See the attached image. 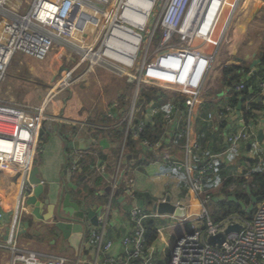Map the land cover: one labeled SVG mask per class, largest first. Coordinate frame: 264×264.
Segmentation results:
<instances>
[{"label": "built area", "instance_id": "1", "mask_svg": "<svg viewBox=\"0 0 264 264\" xmlns=\"http://www.w3.org/2000/svg\"><path fill=\"white\" fill-rule=\"evenodd\" d=\"M215 1L33 0L26 15L12 17V13L8 16L9 24L5 23L2 28L0 84L5 80L6 71L18 53L45 62L56 47L71 50L80 58V64H86L84 73L74 82L72 75H67L61 81L62 86L55 90L70 87L96 68L123 75L129 84H135L130 102L132 104L124 118L123 148L130 135L146 149L158 146L141 139L144 129L141 122H153L158 117L164 119V130L166 136H169L166 141L158 143H185L184 161L166 158L167 164L186 173L188 189L200 201L202 215H186L181 219L134 208L130 218L132 234L122 239L121 254L104 259L105 264H136L139 261L140 264H157L155 246L145 250L143 248V225L148 220L163 219H171L184 227L175 250L169 255L168 264H264V199L256 205L251 221L231 217L215 224L208 210L213 199L207 194L205 183L208 172L216 168L218 161L240 154L248 141L254 142L245 156L251 160L257 157L262 159L264 140L262 143L255 142L254 128L248 126L232 131L229 123L222 134L225 143L223 153L206 155L201 167L194 165L202 159L196 144L198 142L194 138L196 120L201 118L198 114H203L206 103L202 95L217 61L220 46L227 40L224 36L231 33L234 18L243 0H220L221 4L216 6V12L213 13ZM4 2L6 0H0V7ZM45 4L55 5L54 13L48 15L43 12L41 15L43 10L46 11ZM109 15H113L114 20L109 19ZM244 84L241 82L236 90L241 92L245 88ZM259 86V98L262 99L264 78ZM247 109L250 110V107L247 106ZM235 113L230 107H222L208 113L205 121L210 123L215 119L230 122L228 117ZM48 122L63 125L64 130L66 127L67 130L70 127H94L74 120L50 117L46 105L0 104V173L15 175L22 183L15 221L18 218L21 220L19 214L23 216L25 213V202L32 191L29 178L34 168L40 132ZM82 158L79 155L73 156L75 171L81 167ZM196 167L199 170L196 171ZM172 203L186 209L179 202ZM4 221L5 214L0 203V231ZM236 224L241 226V230L227 234L221 247L208 244L209 238L225 234L228 227ZM169 230V227L158 229L161 240ZM83 245L86 249L92 248L99 260L100 256L103 257L113 249L115 242L107 237L106 220L102 221L99 230L90 232ZM0 255V264L84 263L28 249L17 242L14 232L10 238H0Z\"/></svg>", "mask_w": 264, "mask_h": 264}, {"label": "crops", "instance_id": "2", "mask_svg": "<svg viewBox=\"0 0 264 264\" xmlns=\"http://www.w3.org/2000/svg\"><path fill=\"white\" fill-rule=\"evenodd\" d=\"M243 2V6L237 10L234 18L235 21L236 18L240 17V25H238L236 32L240 31L242 39L249 35H255L264 42V0H244ZM234 21L231 32L235 30ZM251 46L253 44L247 46L242 57L243 63L252 72L250 75L259 69L260 64L258 52H250ZM66 62L64 63L66 67L61 65L62 75L66 73L62 79L69 74L73 76L70 75L72 78L77 77V71L84 73L85 63L80 64V60L76 59L73 62L70 60ZM84 65L85 67L80 69ZM101 70H104V68H96L83 77L82 80L80 79L74 84V87L79 84H86L82 88L71 91L67 96L65 92L67 88H72V86L64 87L59 93H55L51 97L48 96L44 100L41 99V105H46V111L50 117L74 120L91 124L94 127L88 126L86 129H72L70 127L72 130L70 132V128L67 130L66 127L64 130L63 125L52 123L51 129H47L42 134L40 132L33 165L39 169L38 177L47 192L50 184L58 183L60 185L59 197L64 198L66 194H70L72 201L78 203L81 200L80 202L84 204V206L79 205L81 210L86 215L89 212H93L94 218L97 217L98 225L94 226L90 219L85 218L83 220L82 225L84 226L85 237L80 244L79 251H75L69 241L63 237V232L57 228L56 222L59 219H50L46 223L42 222V224L35 223L33 222L32 214L28 212L25 205V217L23 216L22 220L18 218L17 221L15 219L11 221V207L7 203L10 200L8 193L15 191L16 187L19 189L15 202L17 206L22 183L15 175L0 173V194L5 197L4 199L0 195L1 210L5 214L0 238H10L11 233L14 232L20 245L38 253L43 251L41 254L64 256L74 261L81 260L84 262L83 264H105L104 259L117 257L123 251L121 247L122 239L127 237L132 231L133 225L130 218L131 211L134 208H140L147 213H154V205L170 198L174 203L179 202L186 207L187 216L195 215L200 210L201 204L189 189H186L184 183V179L187 178L186 173L170 168L167 164L166 158L179 162L184 161L185 144L183 146L178 144L184 143V141L158 143L159 141H166V137L169 136L165 134V138H160L154 142L151 141L158 144L154 149H146L139 140H136L131 147L128 146L127 141L123 148L124 118L129 108L126 105H130L135 84H129L125 76L105 69L106 72L112 74L115 78L117 77V79L120 78L121 81L108 79L106 78L108 75ZM221 74L218 77L211 74L206 84V90L203 92L202 98L206 102L205 108L202 115L198 114L201 118L198 117L196 120L194 129V138L197 142L198 130L202 127V123L207 122L205 117H207L208 113L215 112L218 109V105L223 107L226 103L223 80L221 81L222 90L219 93L213 91L212 88L217 78H223V73ZM124 80L127 85L134 87V90L132 88V93L126 92ZM97 95H100V98L94 102ZM259 95H261V92ZM122 100L127 103L123 107L121 106V110ZM255 101L264 103L262 99L259 100V96L256 97ZM253 115L255 116L254 121H256L254 123H251L252 121H249V123L242 121L245 118L238 112L228 117L230 122H226L230 123L232 131L242 130L248 126L254 128V140L258 142L257 138L259 135L264 140V111H256ZM161 119L164 120L162 117ZM141 123L144 124L143 121ZM152 123H155V121ZM143 124L142 126L144 127ZM210 124L213 129L211 131L213 143L202 144L198 142L196 144L198 149L204 145L209 152L221 150L218 153H212L213 155H220L223 153L224 148L222 135L224 131L220 130V121L214 119ZM68 131L70 133L67 134L66 132ZM250 142L248 141L244 145V149L241 152L242 156H245L250 149L247 148V144ZM151 154H154L156 158L151 157ZM74 155L83 157L81 167L77 171L73 169ZM235 157L236 155H232L216 163L218 166L216 177L218 176L219 167L222 165L228 167L229 172H235L236 170L238 175H242L244 168L240 166L239 161L235 160ZM204 160L202 158V161L199 160L194 165L201 167L204 164ZM217 196L223 195L218 194ZM46 213L44 210L42 215H46ZM57 213L58 211L56 210V218ZM67 216L61 211V217L66 219ZM103 220H106L107 237L113 240L115 245L108 253L110 257L105 254L103 257L100 256L99 260L92 248H84L83 242L89 237L92 230H98ZM70 221L74 220L70 219ZM169 221L171 222L170 224H168ZM155 222L157 230L165 227L171 229L162 238L164 241L158 236V240L154 244L157 249L155 250L157 262L168 264L170 250L176 244L178 237L184 232V227L177 225L171 219L155 220ZM41 244L43 245L42 249H33L35 246L38 248Z\"/></svg>", "mask_w": 264, "mask_h": 264}, {"label": "trees", "instance_id": "3", "mask_svg": "<svg viewBox=\"0 0 264 264\" xmlns=\"http://www.w3.org/2000/svg\"><path fill=\"white\" fill-rule=\"evenodd\" d=\"M259 69L254 74H251V70L247 67L235 66L232 65L230 67H226L223 70V86L225 88L226 93V103L223 107H230L235 112H238L243 115L245 118V123H249V121L254 120L255 116L253 115V111H264V103H260L256 100L257 96H260V83L264 78V45L261 48V54L259 58ZM243 77H245L243 79ZM247 80V81H246ZM241 82H245V88L238 92L236 90V86ZM242 103L241 108H239V104ZM247 105L250 107V110L247 109ZM218 109L222 107L217 106ZM144 122V129L141 133L142 140L149 141H158L160 138H165V128L164 123L161 117L152 122ZM202 127L198 130V142L205 143H213L212 138V125L209 122H204L201 124ZM229 127V124L226 121L221 122L220 130L225 131ZM197 132V131H196ZM224 133V132H223ZM121 136V135H120ZM132 135L129 136L128 146L131 147L134 145L135 140H133ZM155 144V143H151ZM183 146L185 143H178ZM225 145V143H223ZM223 145V146H224ZM221 151V150H220ZM209 152L206 150V147L200 146L199 153L201 158H204L206 155H211L212 153L220 152ZM156 158L154 154H151V157ZM202 160V159H201ZM239 164L244 168L242 175H238L237 171L229 172V168L226 166H220L218 171V178L216 177V172L218 166L211 171L208 172V179L205 181L206 190L211 189L214 186L220 184L222 186L220 195L225 197L235 196L239 201L243 202L247 207L251 204V196L258 198L260 200L264 199V157L260 159L257 157L255 159H248L246 156H243L242 159L239 160ZM217 165V164H216ZM172 168L171 166H169ZM238 168V167H237ZM199 170L196 167V171ZM187 178L184 179V183L186 189H188V185H186ZM249 187L251 191V195L248 194L247 188ZM213 199L214 197L210 195ZM81 200L78 201L80 206H84ZM211 208L210 217L214 221L215 224L224 222L225 220L231 217H240L246 221H251L254 218L256 208L251 213H246L240 206L232 202H220L213 203V200L210 202L208 206V210ZM155 220H148L144 223V237H143V248L144 250L153 246L158 240V230L155 224ZM100 229V226L98 230ZM132 234V231L128 236ZM141 262H136V264H140ZM157 264H162V262H157Z\"/></svg>", "mask_w": 264, "mask_h": 264}, {"label": "rangeland", "instance_id": "4", "mask_svg": "<svg viewBox=\"0 0 264 264\" xmlns=\"http://www.w3.org/2000/svg\"><path fill=\"white\" fill-rule=\"evenodd\" d=\"M32 1L33 0H6V2H4L3 5L0 7V33L2 31L4 24L5 23L9 24L10 22L8 16H10L12 13L14 14L12 17L26 15ZM243 1L240 4L238 10L243 6L244 4ZM239 18L240 17L236 18L234 21L235 30H233V32H231L229 35L224 36V38L226 37L227 40L225 43L222 44V46H220L218 58L212 72L213 76L216 75L215 77H218V75H222L221 73H223V70L226 67H230L232 65L247 67V65L243 63L242 57L244 56V52L247 46H250L251 44H253V46L250 47L252 48L250 52L252 53L258 52V58H260L261 48L264 45V42L260 40V37H257L255 35L254 36L249 35L246 38L242 39V35L240 31L238 33L236 32L238 25H240ZM88 45L91 46L92 43H88ZM74 59L80 60V58L74 53V51L60 47L54 48L50 57L45 62H38L35 59L30 58L22 53L16 54L13 57L8 70L6 71L5 80H3L2 83L0 84V104L6 106L31 105L38 107L39 105H41V99L44 100L48 96L51 97V95H54L55 93H59L61 91L62 88L55 90L57 87L62 86L61 84L62 78L66 74L63 73L62 75L61 65L66 67L64 63H67L66 61L68 60L73 62ZM84 67L85 65L82 66L80 69H83ZM104 70L101 71L105 72L108 75V77L106 78L112 79L113 81H119V82L121 81L120 78L117 79V77L115 78V76ZM76 73H77V77H75L72 80V82L76 81L81 76L80 74H82L81 71H77ZM222 80L223 78L221 79L217 78V81L212 86L213 91L219 93L220 90H222V84H221ZM84 84L82 85L79 84L75 87L74 84L71 85L72 88L71 87L67 88L65 95L67 96L68 94L71 93V91H75L80 87L82 88ZM125 84H126V92L130 93L131 91L134 90V87H130L129 85H127L126 81ZM170 94L173 95L172 93ZM98 98H100V95H97L95 97L94 102L98 101ZM126 103L127 102H124L123 100L121 101V105H120L121 110L123 105L124 104L126 105ZM131 104L132 103H130V105ZM130 105L127 104L126 106H129L130 108ZM129 108L127 109V111L129 110ZM195 120L196 119L194 118L193 121L195 122ZM242 157H243L242 153L237 154L235 160H237L238 162L240 159H242ZM221 188L222 186L218 184L217 186H214L211 189L207 190V194L215 197L218 194H220ZM18 193H19V189L17 187L15 191H11L8 193V195H10L9 197L10 200L7 203H9V206L11 207L10 208L11 210L10 214L12 216L11 221L16 217L17 210L15 211L14 206H16L15 202L17 200ZM0 195L5 199V197L2 194ZM202 212H203L202 206H200V210L198 211L197 214L202 215ZM210 212H211V208H209V213ZM19 216L20 219L22 220L23 216L25 217V213H23V216H21L20 214ZM170 223L171 222L169 221L168 224ZM42 246L43 245L41 244V246H39L38 248L37 246H35L33 249H42L43 248Z\"/></svg>", "mask_w": 264, "mask_h": 264}, {"label": "water", "instance_id": "5", "mask_svg": "<svg viewBox=\"0 0 264 264\" xmlns=\"http://www.w3.org/2000/svg\"><path fill=\"white\" fill-rule=\"evenodd\" d=\"M261 98H259L260 100ZM264 99V97L262 98ZM242 103L239 104V108H241ZM51 122H48L44 125L41 129V134L46 131L47 129H51ZM259 143H262V136L259 135L257 138ZM254 141L248 143L249 148ZM39 169L37 167L33 168L32 173L30 174L29 184L32 186L31 194L27 197L25 205L27 206L28 212L32 214L33 222L42 224V222H48V220H55L59 219L56 222V226L63 232V237L69 241L71 247L75 251H79L80 244L83 241L84 236V226L82 222L85 218L90 219L94 226L98 225L97 217L94 218V213L89 212L86 215L80 208L79 204L72 201L71 195L66 194L64 198L59 197V188L60 185L58 183H53L48 186V192L46 188L43 186L41 179L39 176ZM248 194L251 195V191L249 187L247 188ZM232 202L240 206L246 213H251L254 211L256 205L261 201L254 196H251V204L247 207L243 202L239 201L237 197L230 196H217L213 198V203L217 204L220 202ZM46 211V215H42L43 211ZM58 211L57 218L55 217V211ZM61 211L64 215H68L65 219L61 217ZM154 212L158 213L159 215H173L176 218H185L187 212L185 209L178 208L175 206L170 198H167L164 202L157 203L154 205ZM73 219L74 221H70ZM30 223V222H29ZM28 223V224H29ZM241 230V226L236 224L228 227L225 234H220L216 237H211L208 239V244L211 246H218L224 243L226 235L231 232H238ZM176 244L170 250L169 255L175 250ZM108 257L109 254H107Z\"/></svg>", "mask_w": 264, "mask_h": 264}, {"label": "bare ground", "instance_id": "6", "mask_svg": "<svg viewBox=\"0 0 264 264\" xmlns=\"http://www.w3.org/2000/svg\"><path fill=\"white\" fill-rule=\"evenodd\" d=\"M219 4H221V3H220V0H216V1L214 2L213 10H212L213 13L216 12V9H217L216 6L219 5ZM44 8H45L46 11L43 10V11L41 12V15H42L43 12H47L48 15H50V12H53V13H54V11L56 10L55 5H52V4H45ZM217 11H218V10H217ZM108 18L111 19V20H114L113 15H109ZM136 46H137V44H135L134 47L136 48ZM16 207H17V206H16ZM16 207H15V208H16Z\"/></svg>", "mask_w": 264, "mask_h": 264}]
</instances>
